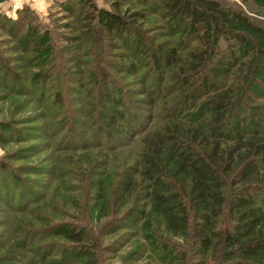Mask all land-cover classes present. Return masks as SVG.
I'll return each instance as SVG.
<instances>
[{
	"label": "trees",
	"instance_id": "16d2710c",
	"mask_svg": "<svg viewBox=\"0 0 264 264\" xmlns=\"http://www.w3.org/2000/svg\"><path fill=\"white\" fill-rule=\"evenodd\" d=\"M79 1L81 30L70 38L79 43L73 47L33 9L25 15L33 23L22 16L26 7L16 19L0 21L31 50L17 76L0 60L1 72L43 107L44 135L76 158L79 169L67 170L77 183L69 184L75 206L99 215V234L121 231L114 251L142 229L148 246L162 243L156 257L163 264H264V19L255 17L264 12L256 10L258 0H134L141 8L112 0L110 9ZM3 131L9 127H0V140L10 138ZM15 171L0 159V202L34 219L20 217L14 225L23 241L79 227L45 220L50 215L38 206L40 192ZM59 206L49 208L68 213ZM81 231L89 241L67 246L63 262L76 252L96 260L100 236L87 226ZM52 245L30 249L44 255Z\"/></svg>",
	"mask_w": 264,
	"mask_h": 264
},
{
	"label": "rangeland",
	"instance_id": "374dc122",
	"mask_svg": "<svg viewBox=\"0 0 264 264\" xmlns=\"http://www.w3.org/2000/svg\"><path fill=\"white\" fill-rule=\"evenodd\" d=\"M61 1L62 0H22L19 4V0H16V4L19 5L15 7L16 4L14 5V0H11V3L5 2L0 5V21L6 18L16 19L20 16L18 10H21L23 7H26L27 13H23L22 16L27 15L28 12L33 9L35 12L39 13L43 21L48 23L52 28L53 26H58L56 30L54 29V33L61 34L60 42L62 44L73 47L79 44L77 42L74 43L70 38H74V36L80 32L79 30H81V19L77 12L80 1L70 0L68 2L65 0L63 3H61ZM76 1L77 4L74 5ZM94 1L98 7H105L107 9H110V3L112 2V0ZM225 1L229 4L234 2V0ZM122 4L123 8L127 6L129 8H131V6L133 8H141L140 5L134 3V0H122ZM237 4L239 5V3ZM63 5L66 6V10L67 6L74 5V7L72 10L66 11ZM254 6L258 8L256 9L257 11L260 10L264 12V6L260 0L256 1ZM243 9L245 8L243 7ZM251 15H253V13H251ZM255 17L264 19V17L260 15H256ZM30 20H32L31 17L27 16L26 21ZM33 22L32 20V23ZM23 32L24 31L19 35ZM61 37L65 40L61 39ZM21 40L20 37H16L0 27V60L8 64L11 68V72H13L12 77L15 75L17 76L18 71L24 70L18 66H23L21 65L24 63L22 58L27 59L31 52L29 46L28 52L24 51L26 48H24L23 41ZM18 59L19 61H17ZM1 69L0 67V127H9L8 133H4L3 131L2 134H7L10 138L0 140V159L15 168L16 174L27 179V183L34 189L33 191L40 192L38 206H40L46 215H50L45 220L50 219L55 222L60 221L61 223L70 222L79 227H71L69 231L63 235L56 234L48 238H45L43 235L37 238V233L34 237H28V239H24L23 241L20 235L21 233L15 229L14 225H20L18 222L20 217L32 221H34V219L26 216L28 215L26 212H9L10 208L0 202V240L4 242L3 246L0 248V264H163L159 262V259L156 257L162 254V243L156 246L154 244L155 242H153L151 247L148 246V238L145 237V230L139 229V232H135L134 236L129 237L130 240L127 243L125 242L120 249L114 251V242L116 239L122 237L118 236L121 231L112 234H99L101 232L98 229L100 226L99 224H101L99 215L96 213L92 215L89 214L86 206H75V202L72 198L73 194L69 191L70 180L73 179V177L68 175L67 170L75 171L79 169L77 168L76 158L72 157L68 150H58L61 146L57 145L56 138L44 135L46 129L42 131L41 128L46 122L43 115V107L37 102H30L27 100L30 99L29 95L17 92V88H15L18 87V85H16V80L11 79L10 74L4 75ZM134 81L132 87L136 88L138 85L136 80ZM72 84L76 86L75 83ZM79 129L83 134H87L84 127H80ZM136 140L137 139H134V141ZM83 152L84 155H86L83 149L78 150L77 154L82 155ZM57 159H64L67 163H60ZM19 167H24L26 169H21L22 171L20 172L22 173H19ZM97 173L98 172H96V174ZM72 181V184H77L74 179ZM80 199L82 200V197ZM29 200L30 199L25 200L24 204H27ZM58 200H61L60 203L62 207L58 205ZM18 202H20V200L17 199L14 204ZM54 202H57V206L62 210L67 209L68 213H53L49 207ZM14 206L16 207V205ZM105 219L106 218L103 217L100 220ZM49 222L50 221L43 222L36 226L41 227L42 225V227H46L53 223ZM147 224L148 223L142 226L143 229ZM81 226H87L88 230H90V234L92 232L95 236H100L99 248L95 250V255L92 257L96 260L89 263L82 258L79 252H76L74 258L71 259L70 262H63L61 258L65 254L64 250L68 248L67 246H79L81 243L89 241L88 236L85 237L86 234L81 231ZM36 243H51L53 244L52 248L58 249L54 250L51 248L52 253L51 250H49L46 251L44 255H38L37 250L33 252L30 249V247H35ZM48 253V259H40Z\"/></svg>",
	"mask_w": 264,
	"mask_h": 264
},
{
	"label": "water",
	"instance_id": "95a60500",
	"mask_svg": "<svg viewBox=\"0 0 264 264\" xmlns=\"http://www.w3.org/2000/svg\"><path fill=\"white\" fill-rule=\"evenodd\" d=\"M5 2H7V3H11V0H0V5H1L2 3H5Z\"/></svg>",
	"mask_w": 264,
	"mask_h": 264
},
{
	"label": "crops",
	"instance_id": "0c3cea01",
	"mask_svg": "<svg viewBox=\"0 0 264 264\" xmlns=\"http://www.w3.org/2000/svg\"><path fill=\"white\" fill-rule=\"evenodd\" d=\"M21 1H22V0H19V4L21 3ZM14 2H15V3H14V5H15V4H16V0H14ZM19 4H18V5H19ZM18 5L16 4L15 7H18Z\"/></svg>",
	"mask_w": 264,
	"mask_h": 264
}]
</instances>
